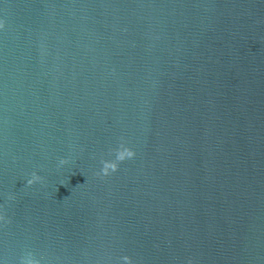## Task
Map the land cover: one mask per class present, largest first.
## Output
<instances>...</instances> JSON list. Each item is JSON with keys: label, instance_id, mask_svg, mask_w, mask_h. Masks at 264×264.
Instances as JSON below:
<instances>
[{"label": "water", "instance_id": "water-1", "mask_svg": "<svg viewBox=\"0 0 264 264\" xmlns=\"http://www.w3.org/2000/svg\"><path fill=\"white\" fill-rule=\"evenodd\" d=\"M0 20V264H264V0H0Z\"/></svg>", "mask_w": 264, "mask_h": 264}, {"label": "clouds", "instance_id": "clouds-1", "mask_svg": "<svg viewBox=\"0 0 264 264\" xmlns=\"http://www.w3.org/2000/svg\"><path fill=\"white\" fill-rule=\"evenodd\" d=\"M4 28H5V22L0 20V29H4ZM135 156H136V152L132 148L126 146V144L124 143H121L120 147L115 150V157H116L115 160L102 161L103 167L101 173L104 176L111 175L113 172L118 171L120 162H124L125 160L128 159H132ZM68 162H69L68 160L62 159L60 161V165H65ZM38 182H43V177H41L40 175L34 172L32 173L31 178L27 180V185L31 186ZM8 199L14 200L15 196L9 195ZM0 222L11 223V221L7 219L6 215L3 212H0ZM121 259L123 261V264H134V261L130 256H123ZM21 264H40V262L35 259H28L26 261H21ZM188 264H194V262L189 260Z\"/></svg>", "mask_w": 264, "mask_h": 264}]
</instances>
